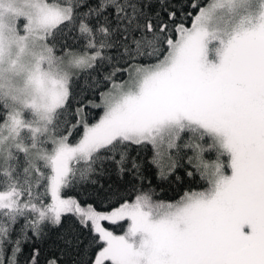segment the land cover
<instances>
[{"label": "snow or ice", "instance_id": "snow-or-ice-1", "mask_svg": "<svg viewBox=\"0 0 264 264\" xmlns=\"http://www.w3.org/2000/svg\"><path fill=\"white\" fill-rule=\"evenodd\" d=\"M190 6L0 0V264H264V4Z\"/></svg>", "mask_w": 264, "mask_h": 264}, {"label": "rangeland", "instance_id": "rangeland-1", "mask_svg": "<svg viewBox=\"0 0 264 264\" xmlns=\"http://www.w3.org/2000/svg\"><path fill=\"white\" fill-rule=\"evenodd\" d=\"M217 0H209L207 4L200 9H210ZM264 0H243V6L235 9L227 7L215 8L210 12L209 18L205 23V29L209 33L205 40V62L207 64H218L222 54L223 45L227 43L228 39L238 30L241 26H246L249 18H254L261 10V5ZM199 9V11H200ZM199 11L196 15H199ZM192 23L195 21V17ZM192 23L186 28H191ZM178 38V35H177ZM99 115V114H98ZM98 119V117H97ZM94 122V121H93ZM107 222H104L106 226ZM126 226L120 233L115 235H123L127 229Z\"/></svg>", "mask_w": 264, "mask_h": 264}, {"label": "trees", "instance_id": "trees-1", "mask_svg": "<svg viewBox=\"0 0 264 264\" xmlns=\"http://www.w3.org/2000/svg\"><path fill=\"white\" fill-rule=\"evenodd\" d=\"M208 1L209 0H191V3L193 5H195V4L198 3L199 4V7H195L194 8V7H191L190 6L188 8L189 15L186 16L185 19H184V26L191 25V23H192V21L194 19V16L196 15V13L199 11V9L202 6H204L205 4H207ZM185 2L187 3V0H185ZM98 114H99V110H96L92 115L97 118L98 117ZM81 135H82V129L80 130V132H79L78 135H73L72 137H70V140H72V141L78 140L79 136H81ZM69 194L70 195H76L75 192H71ZM168 195H172V193L169 192ZM119 223L122 225V227H117V226H114V225H110L108 222L106 223V227H108L109 230H112L114 233L117 234V233H120L124 229V227L126 226V221H121Z\"/></svg>", "mask_w": 264, "mask_h": 264}]
</instances>
